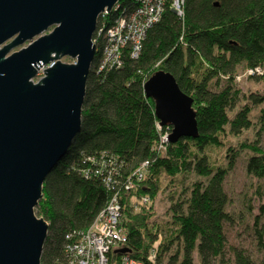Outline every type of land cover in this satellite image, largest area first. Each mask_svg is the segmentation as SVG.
I'll use <instances>...</instances> for the list:
<instances>
[{"label":"trees","instance_id":"16d2710c","mask_svg":"<svg viewBox=\"0 0 264 264\" xmlns=\"http://www.w3.org/2000/svg\"><path fill=\"white\" fill-rule=\"evenodd\" d=\"M116 4L107 22L131 10L135 2ZM94 47L80 128L45 176L34 207L47 222L40 264H58L64 257L65 234L88 226L114 192L127 238L124 245L108 251L109 264L118 262L121 249L150 263L153 247L156 260L164 264H264V201L253 217L260 254L255 258L242 247L227 245L224 225L231 215L225 209L229 198L223 184L238 153L225 136L251 127V112L259 105L260 130L264 129V89L243 92L235 84L239 66L245 71L264 68V0H183L181 14L166 7L146 30L138 56L125 54L119 67L98 70L100 43ZM158 69L170 72L192 98L196 137L160 144L158 135L166 126L157 128L154 101L143 91L144 81ZM246 76L264 83V72ZM257 143L255 139L241 148L250 151L246 172L261 178L264 153ZM209 146L225 147L224 164L211 161ZM144 162V173L136 180L132 174ZM189 171L196 179L185 197L170 204L175 230L163 238L148 220L151 202L141 204L147 210L141 206L132 213V199L152 197L161 175L176 186L180 183L181 195L187 189L182 177ZM128 182L133 187L126 190Z\"/></svg>","mask_w":264,"mask_h":264},{"label":"water","instance_id":"95a60500","mask_svg":"<svg viewBox=\"0 0 264 264\" xmlns=\"http://www.w3.org/2000/svg\"><path fill=\"white\" fill-rule=\"evenodd\" d=\"M116 2L0 0V264H40L47 222L34 207L45 176L80 128L92 34L99 13ZM143 91L160 126H171L170 142L197 136L192 98L170 72H153Z\"/></svg>","mask_w":264,"mask_h":264},{"label":"built area","instance_id":"2783aa9c","mask_svg":"<svg viewBox=\"0 0 264 264\" xmlns=\"http://www.w3.org/2000/svg\"><path fill=\"white\" fill-rule=\"evenodd\" d=\"M183 0H134L135 5L129 11H123L111 19L106 20L109 11L101 12V19L98 22L92 42L94 46L100 43L101 52L97 65L98 70L119 67L123 63L125 54L135 58L138 56L146 30L157 22L164 9L177 14L182 13ZM117 4L113 8H117ZM93 35V34H92ZM255 71L262 74L264 68L256 67L248 69L247 74ZM157 128H161L159 122ZM171 127L166 126V142ZM165 142V141H164ZM163 142L161 141L160 144ZM164 146V144L162 145ZM145 162L142 163L132 176L139 180L145 169ZM133 187L132 182L125 184L124 189ZM117 192H114L105 206L99 210L91 223L83 228L73 229L64 236V257L58 264H109L108 251L114 247L124 245L127 234L120 225V203ZM156 251L153 247L148 252L150 263L129 257L125 252L120 254L116 264H164L156 260Z\"/></svg>","mask_w":264,"mask_h":264},{"label":"rangeland","instance_id":"374dc122","mask_svg":"<svg viewBox=\"0 0 264 264\" xmlns=\"http://www.w3.org/2000/svg\"><path fill=\"white\" fill-rule=\"evenodd\" d=\"M121 12L118 14H121ZM100 19L101 13H99L97 17L96 26ZM94 35L95 34L93 33L92 37H94ZM27 43L28 42L26 41L21 45L14 46L10 49L9 53L19 50L20 48L26 46ZM60 60L65 63H72L75 61V58H72L70 56H62ZM47 66L48 64L40 65L37 68V74L32 78L33 82H37L44 75L43 69H45ZM236 73L237 78L235 84L241 91H262L264 89V83L256 79L254 80L253 78H248L246 76V71L244 70V68H241V66L237 68ZM260 107L261 105L255 106V108L251 112V118L253 122L251 127L242 130V132L238 135L228 134L223 139H226L225 141L230 142L235 150L238 151L235 164L233 168L230 169L226 174L223 183L224 189L227 192V196L229 198L225 209L231 215V220L226 222L224 225L225 236L227 239L226 242L227 245L242 247L255 258L260 256V254L258 251H256L257 249H255L253 217L257 213L258 203L264 201V177L258 178L246 172L245 162L250 151L245 146L244 148H241V146L253 142L255 139H257L258 143L256 145L259 146V151H263L264 153V129L260 130L261 122L258 115ZM258 131L259 133L257 134ZM162 133L163 132H160L158 135L159 141L163 142L161 145L166 143V140H164L165 134ZM206 152L209 154L212 162L219 164L225 163V147L209 146L207 147ZM195 179L196 176L192 172H185L182 177V187H185L187 189L184 193L178 195V192H180L181 184L179 183L176 186L174 183H170L169 179H167L166 176L161 175V180H159L158 182L156 193H154V195H152V197L150 198L144 195L136 198V200L133 198L132 200L134 202V206L131 207V212L133 213L140 210V207L142 206L141 204L144 205L151 202L152 212L148 220H150V222L152 221L151 223H155L159 227L162 232L160 236H162L163 238L166 237V235L175 230L169 206L174 201L179 200L180 197L183 198V196L185 197V195L189 193L188 186ZM143 209L147 210L146 207H143ZM35 215L37 217H41L38 216L36 212ZM173 248L174 247H172V249Z\"/></svg>","mask_w":264,"mask_h":264}]
</instances>
